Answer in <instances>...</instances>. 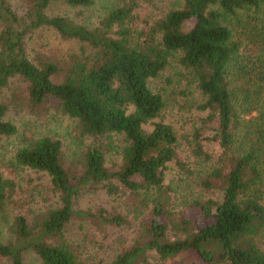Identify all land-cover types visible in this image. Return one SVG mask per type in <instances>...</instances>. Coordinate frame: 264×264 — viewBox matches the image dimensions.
<instances>
[{
    "label": "trees",
    "instance_id": "16d2710c",
    "mask_svg": "<svg viewBox=\"0 0 264 264\" xmlns=\"http://www.w3.org/2000/svg\"><path fill=\"white\" fill-rule=\"evenodd\" d=\"M57 3L90 7L94 0H0V96L21 79L31 107L56 101L84 135L101 142L85 153L81 172L64 167L62 144L50 137L17 151L14 167L48 175L59 201L34 225L23 215L11 217L17 185L0 173V262L24 264V254L34 251L42 264H87L65 240L67 225L79 217L107 230L125 218L105 209L79 211V196L148 190L157 194L149 238L97 264H164L182 255L204 264H264V0H187L153 26L135 24L134 5L125 3L113 5L93 28L50 15ZM43 28L80 43L79 51L35 63L28 41ZM174 54H182L205 97L199 110L209 115L196 133L195 154L213 159L206 142L218 144L217 167L203 185L220 199L196 203L200 219L192 233L171 241L163 218L167 172L187 165L173 127L159 120L165 103L149 82ZM8 111L0 102V145L18 132ZM108 153L121 157L115 169L106 164Z\"/></svg>",
    "mask_w": 264,
    "mask_h": 264
},
{
    "label": "rangeland",
    "instance_id": "374dc122",
    "mask_svg": "<svg viewBox=\"0 0 264 264\" xmlns=\"http://www.w3.org/2000/svg\"><path fill=\"white\" fill-rule=\"evenodd\" d=\"M186 1L94 0L90 7H71L65 3H57L51 7L49 14L63 16L77 25L93 28L102 23L113 5L123 6L127 3L134 5L135 24L153 26L169 12L184 7ZM12 2L17 4L19 0ZM79 49L80 43L62 39L51 28L38 30L28 41L29 56L37 64L48 57L64 59ZM181 57L182 54H174L168 67L149 82L150 89L164 100L165 107L159 120L171 125L176 132L179 138L178 156L188 170L184 171L173 165L167 172L165 188L168 202L163 218L171 241L183 240L192 233V228L200 219L196 203L210 198L220 199L218 192H209L203 185L204 180L217 167L220 149L218 144L206 142V149L214 155L213 159L205 160L195 154L196 133L209 112L199 110L205 97L193 71L182 65ZM56 81L62 80L56 78ZM0 102L9 105L7 120L18 128L15 136L4 138L0 145V173L14 180L17 185L14 199L10 203V215H23L34 225L47 211L55 208L59 198L48 175L25 167H14L17 151L41 138L50 137L62 144L64 167L81 172L85 153L101 141L84 135L78 121L64 114L56 101L39 108L31 107L28 101V84L21 79L16 78L10 82L0 96ZM106 156L108 167L120 164L121 157L118 154L108 153ZM147 191L132 193L125 190L118 196H111L103 190L84 192L77 200L79 211L96 213L105 209L117 212L125 218V224L106 230L92 220L75 217L65 229V240L80 248L79 252L87 264H97L100 260L111 262L124 249L136 243H144L149 238L152 201L157 197L155 191ZM183 221L186 224H182ZM23 261L24 264H42L34 251L25 253ZM0 264L11 263L2 261ZM164 264L204 262L182 255Z\"/></svg>",
    "mask_w": 264,
    "mask_h": 264
}]
</instances>
